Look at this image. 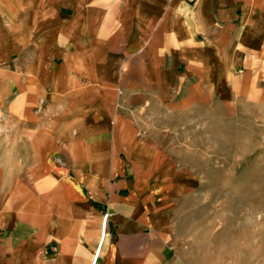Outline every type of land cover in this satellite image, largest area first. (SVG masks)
Returning a JSON list of instances; mask_svg holds the SVG:
<instances>
[{
	"label": "crops",
	"instance_id": "1",
	"mask_svg": "<svg viewBox=\"0 0 264 264\" xmlns=\"http://www.w3.org/2000/svg\"><path fill=\"white\" fill-rule=\"evenodd\" d=\"M258 107L264 0H0V264H194L151 133Z\"/></svg>",
	"mask_w": 264,
	"mask_h": 264
},
{
	"label": "rangeland",
	"instance_id": "2",
	"mask_svg": "<svg viewBox=\"0 0 264 264\" xmlns=\"http://www.w3.org/2000/svg\"><path fill=\"white\" fill-rule=\"evenodd\" d=\"M250 112L167 118L151 133L166 161L157 221L194 264H264V108ZM13 135L0 126V158L13 156Z\"/></svg>",
	"mask_w": 264,
	"mask_h": 264
},
{
	"label": "built area",
	"instance_id": "3",
	"mask_svg": "<svg viewBox=\"0 0 264 264\" xmlns=\"http://www.w3.org/2000/svg\"><path fill=\"white\" fill-rule=\"evenodd\" d=\"M106 216V215H105Z\"/></svg>",
	"mask_w": 264,
	"mask_h": 264
}]
</instances>
